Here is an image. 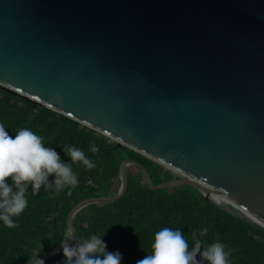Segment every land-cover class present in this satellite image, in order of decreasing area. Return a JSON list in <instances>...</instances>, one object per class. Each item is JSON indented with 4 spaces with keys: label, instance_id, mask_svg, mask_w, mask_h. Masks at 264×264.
<instances>
[{
    "label": "water",
    "instance_id": "1",
    "mask_svg": "<svg viewBox=\"0 0 264 264\" xmlns=\"http://www.w3.org/2000/svg\"><path fill=\"white\" fill-rule=\"evenodd\" d=\"M0 87L178 175L154 185L124 160L117 194L68 226L133 165L264 236V0H0Z\"/></svg>",
    "mask_w": 264,
    "mask_h": 264
},
{
    "label": "trees",
    "instance_id": "2",
    "mask_svg": "<svg viewBox=\"0 0 264 264\" xmlns=\"http://www.w3.org/2000/svg\"><path fill=\"white\" fill-rule=\"evenodd\" d=\"M0 124L12 136L21 128L43 136L45 146L54 148L64 163H70V157L62 151L68 144L81 148L96 165L88 169L80 163H73L79 183L71 189L55 192L54 188L46 191L42 186L34 192L29 185L28 206L19 217L13 218L17 226L8 228L0 222V264H29L33 255L41 253L42 256L59 247L68 227V215L77 204L117 194L120 165L124 160L141 164L154 185L178 177L126 146L116 147L112 139L97 131L1 87ZM93 143L99 146L97 153L91 151ZM125 172L127 186L120 199L89 204L74 214L72 225L76 229V240L72 247L80 243V236L106 232L103 237L106 251H118L122 255L121 264H136L151 251L154 234L161 228H182L191 251V232L207 227L209 231L204 239L208 243H223L230 253L227 257L230 264H264V236L205 200L193 187L151 190L137 167L129 165ZM47 179L53 183L54 176ZM8 182L11 183V178ZM196 260L208 264L199 254ZM64 261L61 251L46 258L44 264H64Z\"/></svg>",
    "mask_w": 264,
    "mask_h": 264
},
{
    "label": "clouds",
    "instance_id": "3",
    "mask_svg": "<svg viewBox=\"0 0 264 264\" xmlns=\"http://www.w3.org/2000/svg\"><path fill=\"white\" fill-rule=\"evenodd\" d=\"M62 151L70 157V163L62 162L54 148L45 146L43 136L28 128H21L12 136L0 124V222L5 227L17 226L13 218L19 217L28 206L29 185L34 192H38L42 186L46 191L54 188L55 192H60L79 183L73 163H80L88 169L96 167L79 147L65 144ZM91 151L97 153L99 146L93 143ZM49 176H54L53 183L48 182ZM8 178H11V183ZM208 231L204 227L191 232L193 247L189 251L188 238L182 228L163 227L155 232L151 251L136 264H200L196 260L197 254L208 264H230L227 259L230 253L223 243H208L204 239ZM73 233H76V229L69 224L61 244L64 264H121L122 255L118 251H106L107 245L103 239L106 232L80 236V243L75 247L68 243ZM40 255H33L29 264H44L38 258Z\"/></svg>",
    "mask_w": 264,
    "mask_h": 264
},
{
    "label": "bare ground",
    "instance_id": "4",
    "mask_svg": "<svg viewBox=\"0 0 264 264\" xmlns=\"http://www.w3.org/2000/svg\"><path fill=\"white\" fill-rule=\"evenodd\" d=\"M210 197L214 200V201H218V202H223V201H228L226 200L224 197L218 195V194H211ZM49 258V257H48Z\"/></svg>",
    "mask_w": 264,
    "mask_h": 264
}]
</instances>
